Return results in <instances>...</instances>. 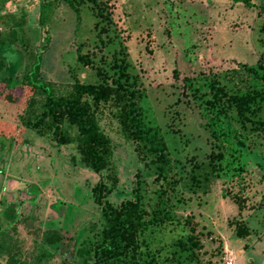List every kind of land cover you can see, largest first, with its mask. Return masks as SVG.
<instances>
[{"label":"rangeland","instance_id":"374dc122","mask_svg":"<svg viewBox=\"0 0 264 264\" xmlns=\"http://www.w3.org/2000/svg\"><path fill=\"white\" fill-rule=\"evenodd\" d=\"M42 4L49 40L38 79L56 101L72 99L77 85L105 90L96 105L82 100L108 141L100 173L83 162L67 119L58 142L54 110L26 79L43 44ZM77 8L79 20L62 0H0V264H121L100 250L96 185L111 190L112 207L128 201L145 221L169 213L138 231L126 264H264V14L232 0H81ZM215 84L241 98L220 115L243 136L235 158L211 135L205 101ZM118 86L134 93L157 147L125 127Z\"/></svg>","mask_w":264,"mask_h":264},{"label":"trees","instance_id":"16d2710c","mask_svg":"<svg viewBox=\"0 0 264 264\" xmlns=\"http://www.w3.org/2000/svg\"><path fill=\"white\" fill-rule=\"evenodd\" d=\"M68 3L71 8L76 13V17L79 20V10L77 6L81 0H62ZM235 3H242L248 8H257L259 12L264 14L263 6H256L251 0H232ZM45 4L41 6L40 12V27H42L43 41L42 47L36 49L35 62L32 65L30 71L26 75L31 87L39 89L46 96L47 105L50 109L54 110L56 132L55 137L60 144L62 133L60 132L59 122L67 119L72 123L77 130L79 140L81 142V148L79 152L82 156L83 162L91 169L94 173H100L102 168V159L106 145L108 143L107 139L98 130L97 126L90 122L87 118L88 107L83 106V97L86 100L89 98L94 105L99 103L102 97L105 95V90L101 86H82L77 85L76 94L72 99L56 101L51 89L38 79L40 64L42 60L43 53L46 52L48 44V31L45 29L43 13L45 11ZM261 31L264 32V24L261 27ZM79 51V50H77ZM76 62L87 66V62L83 60L80 56L77 57ZM122 90L121 99L126 102L124 105L123 118L125 120V127L133 129V136L140 139L148 141L152 147H157L155 142L149 140L146 136V132L141 128V121L137 114V107L135 104V95L132 91H128L125 88L118 86ZM212 92L210 101H205L208 108L207 117L209 119V127L212 137L217 140L222 148L223 153L227 152L231 157L235 158L237 155H241V147L244 146L243 136L237 133L235 129H232V123H229L224 117L220 115H227L226 109L231 107L232 102L240 104V96L230 95L226 90L218 84L212 85L209 88ZM227 103L224 105V103ZM216 107H223L221 111H215ZM62 108V109H61ZM223 120L227 121V127L223 125ZM232 129V131H231ZM264 132V126L260 128ZM230 131V133H229ZM235 131V132H234ZM64 137V136H63ZM232 139V141L230 140ZM234 142V143H233ZM237 146L236 148L234 146ZM163 154L164 150H158ZM161 168L162 178H166V173L164 172L163 166ZM105 187L102 185H96L92 189L93 201L96 205L101 207V215L104 221L102 230V242L100 250L106 255V258L115 261H121V264H126L125 257L130 250L133 248L134 239L137 236L138 231L146 228L149 225H156L160 221L169 217V213H165L162 210H158L153 213L150 220H143L142 214L136 213L134 215L133 205L130 202H125L123 209H116L111 206V204L106 200L107 195L110 194L111 190L105 191ZM113 191V190H112ZM162 193L165 194L163 191ZM136 211V209H135ZM132 213V214H130ZM128 215V216H127ZM157 215V216H156ZM169 219V218H168ZM184 224L188 228L189 241L191 247L199 248L200 244L197 239L196 226L191 218H185ZM129 264V263H128ZM137 264V263H136Z\"/></svg>","mask_w":264,"mask_h":264}]
</instances>
